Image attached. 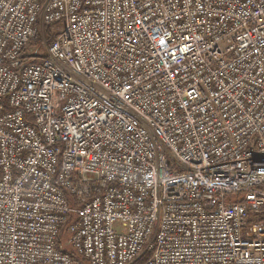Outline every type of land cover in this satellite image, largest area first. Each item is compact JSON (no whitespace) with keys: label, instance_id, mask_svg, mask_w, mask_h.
I'll use <instances>...</instances> for the list:
<instances>
[{"label":"built area","instance_id":"2783aa9c","mask_svg":"<svg viewBox=\"0 0 264 264\" xmlns=\"http://www.w3.org/2000/svg\"><path fill=\"white\" fill-rule=\"evenodd\" d=\"M263 214L264 0H0V264H264Z\"/></svg>","mask_w":264,"mask_h":264},{"label":"trees","instance_id":"16d2710c","mask_svg":"<svg viewBox=\"0 0 264 264\" xmlns=\"http://www.w3.org/2000/svg\"><path fill=\"white\" fill-rule=\"evenodd\" d=\"M45 31V34L47 35V38H48V41L49 42H52L54 40V34L52 33V27L51 26H47L45 27L44 29ZM104 185L103 184H100L99 188H102ZM66 240L65 239H62V240H59L57 242V247L61 250H65V251H68L72 254V256L74 257L75 259V263L78 261V257L81 258L79 255H77L74 250H72V248L67 245L66 243ZM151 255V253H146L145 255H143L135 264H140L142 263L143 261H145L149 256ZM87 262V261H86ZM88 263V262H87Z\"/></svg>","mask_w":264,"mask_h":264},{"label":"rangeland","instance_id":"374dc122","mask_svg":"<svg viewBox=\"0 0 264 264\" xmlns=\"http://www.w3.org/2000/svg\"><path fill=\"white\" fill-rule=\"evenodd\" d=\"M34 42L36 41H33V43ZM38 46L40 47V43H38ZM261 218L264 220V214L261 216ZM75 264H88V263L84 259L78 257V261Z\"/></svg>","mask_w":264,"mask_h":264}]
</instances>
